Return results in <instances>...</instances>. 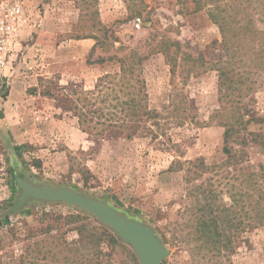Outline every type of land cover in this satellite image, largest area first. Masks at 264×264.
Wrapping results in <instances>:
<instances>
[{"label": "rangeland", "instance_id": "rangeland-1", "mask_svg": "<svg viewBox=\"0 0 264 264\" xmlns=\"http://www.w3.org/2000/svg\"><path fill=\"white\" fill-rule=\"evenodd\" d=\"M24 8L0 93V264H20L36 244L49 250L62 235L77 239V224L59 219L79 212L71 206L28 200L14 208L19 191L13 200L10 167L28 181L98 198L145 223L168 252L161 264H264V224H252L264 211V150L233 144L227 159L219 123L229 103L220 99L212 68L226 57L217 24L224 19L235 72L249 73L253 83L241 104L264 117V0H24ZM161 43L174 54V67L156 48ZM119 59L133 64L153 113L134 117L146 132L129 139L80 126L74 109L95 123L109 120L98 117L99 108L107 114L115 105L111 96L101 102L108 81L95 86L119 73ZM248 130L264 135V124ZM19 145L25 168L14 153ZM211 215L224 246L208 243L209 232L199 227ZM102 247V264H139L126 249Z\"/></svg>", "mask_w": 264, "mask_h": 264}, {"label": "trees", "instance_id": "trees-1", "mask_svg": "<svg viewBox=\"0 0 264 264\" xmlns=\"http://www.w3.org/2000/svg\"><path fill=\"white\" fill-rule=\"evenodd\" d=\"M221 20H223V23L218 21L217 24L219 25V30L222 34V44L226 57L224 60L214 63L212 68L218 73V94L220 95V99H225L227 104L229 103V111L228 109L226 110L225 107L223 108V111L225 110L223 113L225 114H222L223 121L219 124L225 128L223 133L225 147L223 148V151L227 155V159L230 161L233 159L232 151L235 148L232 146L233 144L240 146L241 151L248 144L258 145L262 148V150H264V135L262 133L248 130V125L251 123L264 124V117H254L253 115H250L251 111L244 108L241 104L240 98L243 97L244 90H250L253 83L250 81L249 73L235 72V56H233L234 53L232 55L230 54L231 49L229 43L224 37L228 23H226V20L224 21V19ZM174 45L175 47H179L177 43H174ZM157 47L159 48L158 51L164 54L172 67H174L176 59L174 54L169 53V48L163 43L157 45L156 48ZM175 52H177L176 49ZM199 59L202 60L201 55L198 56V60ZM141 61L142 59L138 60L136 64H139ZM97 62L102 63L104 62V59H98ZM118 62L120 63L119 73L113 76L105 75L100 77L95 86V88L98 89V87L104 83L105 80L108 81H105V86L103 88L106 90V94H104L101 102H106L111 96L112 100L115 101V105L110 109L105 108L107 110V114H104L102 109L99 108L98 117L99 120H101V118L105 116L108 117L109 120L107 119L103 123H95L94 120H92L93 117H90L89 113L78 111L76 106L74 109L80 126L89 124V127L103 128L102 130L97 129L96 131L101 133V135L106 133V136L113 137L114 135L120 136L124 134L125 138L129 139L135 135L144 134L146 132L145 125L141 124L139 119L134 121V117L139 118L143 115H152L153 113L146 109L147 107L143 104L147 98L144 91L145 87L141 80H137V77H132L134 71L133 64L126 63L123 59H119ZM110 110H115L116 113H111ZM96 112L97 111L94 110L91 113L92 116L96 114ZM117 115L124 117L120 123L112 120V118ZM105 122H108V124ZM149 132L152 134L151 136H153L152 139L156 138V131L153 130ZM24 147V145L14 147V153L17 158L21 159L22 166L25 168L27 164L22 159L21 153ZM33 166L35 168H39V162L33 161ZM7 173L9 177L7 186L11 191L12 196H14V200L15 195L18 192L15 182L16 171L10 167L7 170ZM20 174L23 175V173ZM259 190L260 192L262 191V189ZM16 203L13 205L14 208H16ZM257 212L259 215H256L252 221L254 226L264 224V211L257 210ZM60 218L65 220L68 225L77 224L74 225L75 227L73 228L77 234V239L72 242H67L63 239V235L59 236L56 238L57 241L55 245L49 250H40L38 247L39 244H36L34 250L32 251L33 255L29 258L26 256L20 257L18 263L42 264V262L53 260L58 264H102L103 261L101 258L107 255L103 250L102 244L106 245V247H110L111 249L114 247L126 249L135 259V255L129 247L120 243L106 228L94 223L95 221L92 220L91 217L78 212L69 213L64 217L60 215L59 219ZM216 219L217 215H211L206 223L202 222L199 225L200 228L202 227L209 232L207 235L208 243L214 245L215 247L216 245L221 244L223 240L216 232H212L213 230L216 231L218 228V221ZM3 222L8 223V218L4 219ZM49 228L50 227H48V230Z\"/></svg>", "mask_w": 264, "mask_h": 264}, {"label": "water", "instance_id": "water-1", "mask_svg": "<svg viewBox=\"0 0 264 264\" xmlns=\"http://www.w3.org/2000/svg\"><path fill=\"white\" fill-rule=\"evenodd\" d=\"M16 186L19 191L16 206L21 207L28 200L63 203L110 231L122 244L135 254L139 264H160L168 252L154 231L145 223L132 219L98 198L64 187L36 184L18 175Z\"/></svg>", "mask_w": 264, "mask_h": 264}, {"label": "built area", "instance_id": "built-area-1", "mask_svg": "<svg viewBox=\"0 0 264 264\" xmlns=\"http://www.w3.org/2000/svg\"><path fill=\"white\" fill-rule=\"evenodd\" d=\"M26 20L24 0H0V93L6 88V70L12 47L20 38ZM140 28V19L134 20Z\"/></svg>", "mask_w": 264, "mask_h": 264}]
</instances>
